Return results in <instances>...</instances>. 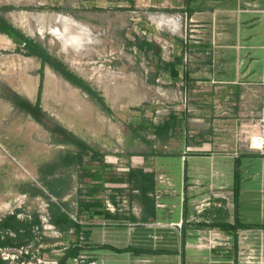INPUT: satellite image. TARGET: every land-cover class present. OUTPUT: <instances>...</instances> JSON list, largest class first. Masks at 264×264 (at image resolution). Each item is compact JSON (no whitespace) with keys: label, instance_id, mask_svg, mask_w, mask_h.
<instances>
[{"label":"crops","instance_id":"1","mask_svg":"<svg viewBox=\"0 0 264 264\" xmlns=\"http://www.w3.org/2000/svg\"><path fill=\"white\" fill-rule=\"evenodd\" d=\"M80 1L84 9L114 6L181 14L185 37L173 40L174 49L165 48L171 61L162 59L159 46L162 66L180 62L176 79L164 70L166 82L180 84L188 93L185 104L173 113L178 122L171 138L161 144L167 148L174 142L177 147L160 157L142 156V164L131 161V167L156 173L153 216L130 201L132 207L122 213L104 207V197L113 198L119 189L128 197L122 179L106 181L94 198L84 190L82 200H98L102 207H71L70 189L62 200L81 229L78 237L73 228L61 232L51 224L54 230L45 231L36 225L25 245L39 248L43 259L56 264L74 248L78 254L64 264H264V155L245 151L237 133L264 114V0ZM61 2L56 0L55 6ZM36 99L37 94L30 101ZM40 103L53 118L43 108L42 96ZM24 116L34 126L25 125L15 142L34 147L37 158L40 144L34 142V133L42 130L51 137ZM148 157L160 159L157 168ZM103 162L107 175L113 167ZM87 167L101 166L96 161ZM0 264L9 263L0 259Z\"/></svg>","mask_w":264,"mask_h":264},{"label":"rangeland","instance_id":"2","mask_svg":"<svg viewBox=\"0 0 264 264\" xmlns=\"http://www.w3.org/2000/svg\"><path fill=\"white\" fill-rule=\"evenodd\" d=\"M53 1L0 0V7H13L9 11H0V15L40 43L49 54L60 59L101 95L109 113L96 100L58 76L47 65L44 66L41 82L43 108L53 115L54 120L103 154V159H115L117 164L112 165L113 169L107 177L115 176L123 181L131 161H141V164L145 161L142 154H148L153 149L170 152L177 147L173 142L165 148L148 131L138 130L140 137L135 136L130 127L138 129L139 125L148 127L163 121L170 112H178L188 96L182 85L167 83V75L162 68L155 83L149 82L155 74L157 60L152 57L151 51L147 55L138 51L133 42L136 38H145L163 48L162 59L171 61L165 48L174 49L173 40L185 37V21L176 12H133L114 6L105 9L89 6L84 9L80 0H62L56 7V0L55 3ZM52 14L71 17L89 30L92 42L85 50L64 52L52 35L40 32V26L49 27ZM36 15L42 17L39 22L28 18ZM22 16L29 19L27 26H24ZM153 16L175 21L176 30L158 27L151 21ZM54 27L62 31L61 25L52 24L51 28ZM15 48L16 45L8 37L0 34V94L6 86L34 100L41 80L38 75L40 61L16 53ZM25 125L34 126L30 118L0 97V208L9 207L10 211L23 200L24 194L20 192L22 183H28L44 193V196H26L24 207H44L49 200L45 198L47 192L38 183L35 169L66 149L53 145L51 139L39 130V134L34 133V142L40 144L36 158L34 147H20V142H15L19 141L18 136L22 135ZM71 150L75 149L71 147ZM151 159L154 168H157L160 159L148 157L147 160ZM174 168L171 167L172 170ZM69 173L73 182L67 198L73 202L71 207H76V193L78 190L85 193L87 188L77 181L76 169H71ZM135 207L138 206L135 204ZM4 214L0 211V217Z\"/></svg>","mask_w":264,"mask_h":264},{"label":"trees","instance_id":"3","mask_svg":"<svg viewBox=\"0 0 264 264\" xmlns=\"http://www.w3.org/2000/svg\"><path fill=\"white\" fill-rule=\"evenodd\" d=\"M13 9L10 6L0 7V11H9ZM59 11L58 9H53ZM0 34L8 37L15 45V52L25 57H33L40 61V69L38 75L40 76V84L37 92V99L33 103L24 96L17 93L10 87H3L0 97L8 101L13 108L21 113L30 116L38 125L43 127L51 137L54 145L64 146L67 149L58 153L56 158L49 163H42L37 167V180L38 183L45 189L48 201V213L50 216V223L53 224L59 231L65 232L70 228L74 229L75 235L78 237L81 229L79 225L74 223L66 212V207L69 204L63 201L71 187L73 178L70 172L71 169L77 171V181L88 183L86 196H92L103 190V184L106 181L115 182L117 177H107L103 162V154L98 153L95 149L86 144L81 138L76 136L73 132L62 126L52 117H50L41 107V82L43 76L44 66L47 65L58 76L70 83L72 86L78 88L86 93L91 99L96 100L101 104L102 108L109 113L110 110L106 108L101 95L96 92L89 84L79 77L76 73L67 68V66L58 58L49 54L46 49L34 39L26 36L21 30L13 26L5 17L0 15ZM136 49L143 54L152 52V57L157 60L155 74L151 76L149 82L155 83L162 70H167L173 79L179 75L176 65L180 62L171 63L168 66H162L160 63V47L151 41L143 38L137 39L133 42ZM162 66V67H161ZM162 68V70H161ZM177 119L173 113L163 121L157 124H150L148 127L139 125L136 128L130 127V130L135 136H139L138 130L143 132L148 131L160 144L167 142L174 131ZM73 147L75 150H71ZM86 155L91 157V165L94 162L100 164L99 170H92L88 167H83V159ZM144 157H160L161 151L152 150L148 154H142ZM130 157V156H129ZM156 173L154 170H145L139 167H129L124 179L127 184V194L129 201L135 203L138 207H142L145 214L153 216L155 207V190H156ZM122 181V180H121ZM20 192L27 194L29 197L44 196L42 190L32 187L28 183H22ZM123 190L119 189L116 193H122ZM78 199L76 201L77 207H102L101 202L98 200H82L81 196H85L82 190L76 193ZM53 198L55 201H51ZM111 198V197H110ZM113 200V198H111ZM21 210L16 209L13 214L5 215L0 219V247H20L27 244L34 236L32 228L39 226L40 222L38 215L33 213L31 219L20 220L17 214ZM129 220L135 221V217H129ZM144 220V218H141ZM12 232L14 236H10ZM78 254V249H69L64 258L59 264H64L65 260L69 257H75Z\"/></svg>","mask_w":264,"mask_h":264},{"label":"built area","instance_id":"4","mask_svg":"<svg viewBox=\"0 0 264 264\" xmlns=\"http://www.w3.org/2000/svg\"><path fill=\"white\" fill-rule=\"evenodd\" d=\"M237 133L242 136V148H244L245 151L264 155V114L248 126L246 125L243 127L242 130ZM107 162L112 165L117 164L115 159L107 160ZM88 165H91L90 155H86L83 159V167H87ZM128 169L129 168L126 169V172ZM113 195V199H115L114 202L109 194L107 197H104V207L112 213H122L127 211L129 207H132L126 195L115 193ZM26 196L29 197L27 194H24L22 196L23 200H21L16 207L11 208V211L9 207H1L0 211L5 213L3 217L8 214H13L16 209L21 210V212L17 214V218L20 220L31 219L32 214L36 213L42 229L45 231H53L54 228L50 223L47 212L48 202L44 204V207H39L38 211L33 212L32 207H24V198H26ZM50 200L54 201L53 198ZM1 218L2 217H0V219ZM9 235L14 236L11 233ZM0 259L9 264H56L51 260L43 259L40 255V249H34L29 245L20 247H0Z\"/></svg>","mask_w":264,"mask_h":264},{"label":"bare ground","instance_id":"5","mask_svg":"<svg viewBox=\"0 0 264 264\" xmlns=\"http://www.w3.org/2000/svg\"><path fill=\"white\" fill-rule=\"evenodd\" d=\"M31 20H36L39 22L41 20V16H30L28 17ZM51 24L48 25V28H44L40 26V32L49 33L52 35L61 46L62 51H81L85 50L87 46L92 42L90 38V32L86 27L81 26L77 22H75L71 17H65L63 15L52 14L50 16ZM27 17L22 16V20L24 22V26H27L28 20ZM151 21L155 23L160 28H168L170 31H174L177 28V24L175 21L170 18L160 17H151ZM52 24L61 25L62 31H57L56 28H51Z\"/></svg>","mask_w":264,"mask_h":264},{"label":"water","instance_id":"6","mask_svg":"<svg viewBox=\"0 0 264 264\" xmlns=\"http://www.w3.org/2000/svg\"><path fill=\"white\" fill-rule=\"evenodd\" d=\"M14 26V25H13Z\"/></svg>","mask_w":264,"mask_h":264}]
</instances>
